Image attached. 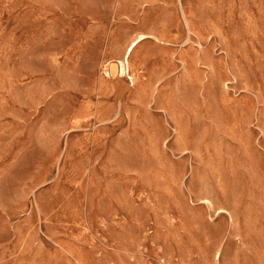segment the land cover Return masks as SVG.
<instances>
[{
    "label": "rangeland",
    "instance_id": "rangeland-1",
    "mask_svg": "<svg viewBox=\"0 0 264 264\" xmlns=\"http://www.w3.org/2000/svg\"><path fill=\"white\" fill-rule=\"evenodd\" d=\"M0 264H264V0H0Z\"/></svg>",
    "mask_w": 264,
    "mask_h": 264
},
{
    "label": "bare ground",
    "instance_id": "bare-ground-1",
    "mask_svg": "<svg viewBox=\"0 0 264 264\" xmlns=\"http://www.w3.org/2000/svg\"><path fill=\"white\" fill-rule=\"evenodd\" d=\"M128 70H129V63H128V58H127L125 63L122 64V74L124 72H127Z\"/></svg>",
    "mask_w": 264,
    "mask_h": 264
}]
</instances>
